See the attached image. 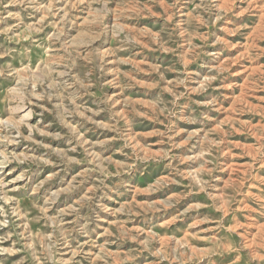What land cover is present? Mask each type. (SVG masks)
<instances>
[{
  "label": "rangeland",
  "instance_id": "1",
  "mask_svg": "<svg viewBox=\"0 0 264 264\" xmlns=\"http://www.w3.org/2000/svg\"><path fill=\"white\" fill-rule=\"evenodd\" d=\"M0 264H264V0H0Z\"/></svg>",
  "mask_w": 264,
  "mask_h": 264
}]
</instances>
